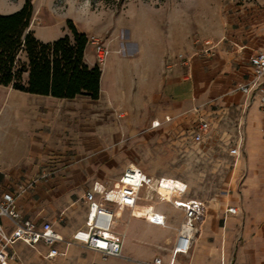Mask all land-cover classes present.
Here are the masks:
<instances>
[{
    "label": "crops",
    "instance_id": "0c3cea01",
    "mask_svg": "<svg viewBox=\"0 0 264 264\" xmlns=\"http://www.w3.org/2000/svg\"><path fill=\"white\" fill-rule=\"evenodd\" d=\"M64 4V13L68 7L77 6L72 0ZM61 7L59 3L35 6L29 29L44 41L66 34L69 18L61 16ZM93 17L82 22L71 19L80 31L104 36L112 49L101 68L98 98H64L0 84V196L31 182L17 198L19 211L38 223L52 222L67 239L86 226V191L95 182L118 187L125 168L135 164L130 161L128 138L136 127H157L152 125L155 120L160 124L184 120L201 112L212 99L238 100L248 110L246 122L260 125L264 136V111L258 105L257 92L248 95L237 89L252 75L253 54L264 50V27L226 26L218 36L210 37L219 42L214 55L194 56L184 65L178 54L191 53L196 39L191 14L182 9L170 13L167 8L140 5L125 7L107 23L103 15ZM85 59L90 66L97 64L95 49L89 43ZM253 153L254 180L234 196L231 205L237 212H228L230 205L225 207L222 200L206 208L210 210L207 223L226 213V226L231 225L240 235L233 264H264V144ZM187 192L184 199H198ZM154 203L155 199L140 198L136 208L162 212L168 220L171 213L155 208ZM125 212L129 210H123L117 219L118 231H124L120 225L126 222ZM140 216L148 221V214ZM126 241L127 236L123 249L129 254L125 252ZM58 245L64 247L63 243ZM79 245L72 244L67 251ZM28 247L42 250L48 258L43 243L32 247L18 241L12 247L10 264H19ZM204 247L209 248L202 238L193 242L190 254L184 255L192 257Z\"/></svg>",
    "mask_w": 264,
    "mask_h": 264
},
{
    "label": "rangeland",
    "instance_id": "374dc122",
    "mask_svg": "<svg viewBox=\"0 0 264 264\" xmlns=\"http://www.w3.org/2000/svg\"><path fill=\"white\" fill-rule=\"evenodd\" d=\"M25 0H0V12L11 13L22 7ZM70 1V0H69ZM64 13L66 0H33L34 8L42 5H62L61 16L88 20L94 14L103 15V21L115 17L125 7L147 5L167 8L171 13L182 9L191 14L194 39L216 37L226 26L244 28L264 27V0H72ZM46 10L43 9V12ZM35 14V10H34ZM39 20V19H38ZM258 27V28H259ZM40 33L41 27H37ZM217 49V48H216ZM216 53V51H215ZM247 108L238 100L212 99L202 111H196L184 120L164 121L157 127H136L128 138L130 161L140 166L152 177L170 176L188 182L187 194L205 204L204 220L194 242L204 239L209 248H202L192 257L180 253L176 264H233L234 249L239 233L231 225L226 226V213L207 223L211 204L221 200L225 207L231 205L240 188L254 180V153L264 144V136L258 124L246 122ZM204 119L208 129L201 140H195L197 123ZM250 141V142H249ZM163 194V193H162ZM165 194V192H164ZM186 198V195L183 196ZM154 207L163 210L168 217L166 225L148 222L140 214L149 208H134L135 215L127 224L122 223L127 241V258L148 259L157 255L168 257L174 236L184 221L181 208L155 195ZM146 203V202H144ZM129 212L123 213L124 220ZM23 250L19 264H120L123 258L107 257L89 251L84 245L70 248L67 255L55 259L45 258L42 250L28 247ZM192 250H190L189 254Z\"/></svg>",
    "mask_w": 264,
    "mask_h": 264
},
{
    "label": "built area",
    "instance_id": "2783aa9c",
    "mask_svg": "<svg viewBox=\"0 0 264 264\" xmlns=\"http://www.w3.org/2000/svg\"><path fill=\"white\" fill-rule=\"evenodd\" d=\"M88 43L95 49L97 65L103 68L112 52L106 38L98 34H89ZM218 43L210 37L198 38L191 53L178 54L179 62L189 65L194 56H212L215 54ZM252 62V75L237 89L248 95L257 92L258 105L264 111V50L256 51L252 56ZM159 124L160 121L156 120L152 123L154 126ZM207 129L208 122L204 119L199 120L195 140H201ZM120 180V185L116 188H108L105 184L95 182L86 191L84 198L89 204L86 226L78 229L69 239L65 238L52 222L44 220L38 223L24 217L19 211L16 204L17 198L31 185V182L19 185L13 192L4 193L0 196V264H10L14 258L12 247L18 241L32 247L43 243L47 246L46 257L48 258L65 256L70 245L82 244L89 249L101 252L105 258L108 256L123 258L122 264H176L177 255L187 254L192 248L195 236L199 232V225L204 220V202L198 199H184L183 195L188 190V184L184 181L183 186H174L171 198L166 197L159 191L160 186L166 185L165 176L152 177L135 164H129L125 168ZM155 195L181 208L184 213V221L177 231L170 255L168 257L156 255L151 260L127 258L123 249L126 231L115 229L117 219L121 217L123 210L128 209L129 216L125 222L127 224L138 200L140 198L153 200ZM227 210L236 213L237 207L230 205ZM147 219L154 224H167L166 215L156 210H153ZM58 243H63L64 247H60Z\"/></svg>",
    "mask_w": 264,
    "mask_h": 264
},
{
    "label": "trees",
    "instance_id": "16d2710c",
    "mask_svg": "<svg viewBox=\"0 0 264 264\" xmlns=\"http://www.w3.org/2000/svg\"><path fill=\"white\" fill-rule=\"evenodd\" d=\"M34 10L33 0H25L14 12H0V84L64 98H98L101 68L86 62L88 34L69 18L66 34L41 40L29 29Z\"/></svg>",
    "mask_w": 264,
    "mask_h": 264
},
{
    "label": "bare ground",
    "instance_id": "6f19581e",
    "mask_svg": "<svg viewBox=\"0 0 264 264\" xmlns=\"http://www.w3.org/2000/svg\"><path fill=\"white\" fill-rule=\"evenodd\" d=\"M164 182L166 185L160 186L159 191L168 198H171L174 186H183L184 183L181 179L170 176H165ZM150 214H152V211L149 213V216Z\"/></svg>",
    "mask_w": 264,
    "mask_h": 264
}]
</instances>
